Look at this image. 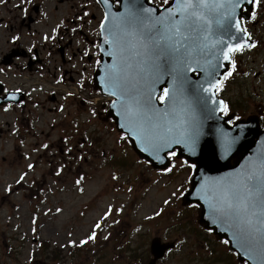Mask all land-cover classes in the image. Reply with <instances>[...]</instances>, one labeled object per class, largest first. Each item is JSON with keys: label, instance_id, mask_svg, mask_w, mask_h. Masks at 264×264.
Wrapping results in <instances>:
<instances>
[{"label": "rangeland", "instance_id": "rangeland-1", "mask_svg": "<svg viewBox=\"0 0 264 264\" xmlns=\"http://www.w3.org/2000/svg\"><path fill=\"white\" fill-rule=\"evenodd\" d=\"M155 2L164 4L167 0ZM55 16L60 17L61 13ZM251 28L263 45L247 59L249 63L242 65L249 75L244 73L239 80L241 84L249 80L243 87L255 89V70L262 71L259 79L264 81V0ZM40 84L46 87L48 82L27 84L24 88ZM238 85L231 88L235 101L240 96L245 99ZM262 88L259 86L262 94L248 107L253 113L263 110ZM47 96L40 92L39 106L31 104L23 111L12 110L14 106L5 111V104L0 105V264H148L155 237L168 244L183 242L158 264H192V255L203 252L209 257L207 250L213 253L207 243L211 235L194 229L195 225L198 229L195 219L201 212L181 202L192 178L186 164L177 163L170 173L154 169L134 153L128 139L118 138L116 128L115 132L113 125L99 116L103 100L96 96L94 101L98 104L90 107L77 108L74 98L62 99L61 104L67 105L56 115L47 109ZM85 108L87 112L82 113ZM77 118L90 122V128L84 129L91 133L88 154L83 153L79 160L82 152L75 148L69 154L68 140L64 139L71 133L65 127ZM14 122L18 123L17 128ZM96 139L102 143L100 146H96ZM42 144L49 146L47 150H40ZM24 152L37 163L33 171L26 170L29 161ZM21 173H27L18 187L21 192L13 189L6 194V184H17ZM167 197L169 207L162 205ZM159 206L164 213L145 221ZM93 235L95 238L90 239ZM215 236L219 254L225 259L220 264H247L233 260L228 244ZM189 237L204 243L196 244Z\"/></svg>", "mask_w": 264, "mask_h": 264}, {"label": "water", "instance_id": "water-1", "mask_svg": "<svg viewBox=\"0 0 264 264\" xmlns=\"http://www.w3.org/2000/svg\"><path fill=\"white\" fill-rule=\"evenodd\" d=\"M100 1L104 60L95 86L113 98L108 116L155 169H167V154L176 150L194 163L183 204H203L201 225L226 238L240 260L264 264V213L252 207L264 197L256 188L264 179V134L251 120L218 128L226 122L213 112L230 49L246 44L240 16L250 0H172L162 11L147 0H116L118 9L113 0ZM235 151L247 155L236 154L233 166ZM171 248L153 239L149 264Z\"/></svg>", "mask_w": 264, "mask_h": 264}, {"label": "flooded vegetation", "instance_id": "flooded-vegetation-1", "mask_svg": "<svg viewBox=\"0 0 264 264\" xmlns=\"http://www.w3.org/2000/svg\"><path fill=\"white\" fill-rule=\"evenodd\" d=\"M58 12L61 13L60 17L55 16ZM105 17L106 10L100 0H0V105L5 104V111L12 106V110L22 111L27 109V106L31 107V104L39 106L40 92L48 94L45 103L48 111L55 115L65 110L63 106L67 103L61 104L62 99L66 101L70 97L78 101L77 108L81 105L92 106L95 103L94 95H98L93 80L101 63L100 37ZM251 30H247L249 38L257 46L255 50L246 48L234 54L230 66L234 77L223 81L219 97L229 104L227 114L235 117L230 125L251 120L253 126L264 128V104L263 110L256 113L248 109L250 103L262 94L259 86L263 87L264 93V81L259 79L262 71L253 72V78L257 80L255 89L250 86L243 87L242 84L250 82L249 80L243 81L242 84L239 80L242 74L249 75V71H244L242 65L249 63L247 59L263 45L260 36ZM11 80L14 83H11ZM43 82H48L46 87L40 84L24 88L27 84ZM236 84H239L238 88L245 99L240 96L237 101L233 100L231 88ZM8 94H12V97ZM52 95L54 98H51ZM101 106L103 111L99 116L109 122L105 116L102 117V113L107 109L106 104ZM81 112L86 113L87 109ZM35 120L36 118H33V122ZM85 124H88V127ZM14 125L17 128L18 123L14 122ZM65 128H69L71 132L68 138H64L65 141L68 140L69 154L78 148L82 152L78 160L83 158V153L88 154L87 145L91 143V133L84 129L90 128V122L85 123L82 118H77ZM80 142L83 143L79 144ZM188 165L192 167L190 163ZM22 181L20 175L17 184H6V194H10L13 189H16L15 192H21L18 187ZM189 239L195 240L196 244L204 243L197 237ZM207 243L212 247L213 253L207 250L211 253L209 257H205L203 252L196 253L192 255L194 261L190 256L192 264H203L205 261L208 264L221 263L220 256L216 254L218 246L213 243L212 236L211 241Z\"/></svg>", "mask_w": 264, "mask_h": 264}, {"label": "snow or ice", "instance_id": "snow-or-ice-1", "mask_svg": "<svg viewBox=\"0 0 264 264\" xmlns=\"http://www.w3.org/2000/svg\"><path fill=\"white\" fill-rule=\"evenodd\" d=\"M190 2V0H189ZM257 2H259V0H257ZM178 31V30H177ZM242 50V46L241 47H237L235 49H230V51H240ZM228 59H230V57H228ZM229 75V73H226L225 76ZM222 103V101H221ZM31 167V166H30ZM171 170V169H169ZM257 191L258 192H264V179H261L258 184L256 185ZM253 208H257L259 207V209L261 210L262 213H264V197L259 198L257 201H255L252 204ZM237 211H240V209H237ZM242 211L247 212V208L245 207L244 209H242ZM261 223H264V220H260ZM95 236L93 235L92 237H90V239H94ZM82 243H87V241H83Z\"/></svg>", "mask_w": 264, "mask_h": 264}, {"label": "trees", "instance_id": "trees-1", "mask_svg": "<svg viewBox=\"0 0 264 264\" xmlns=\"http://www.w3.org/2000/svg\"><path fill=\"white\" fill-rule=\"evenodd\" d=\"M195 222L197 223V220L195 219ZM194 229L197 230V225L194 226ZM232 256V255H231ZM229 256V258L231 257Z\"/></svg>", "mask_w": 264, "mask_h": 264}, {"label": "bare ground", "instance_id": "bare-ground-1", "mask_svg": "<svg viewBox=\"0 0 264 264\" xmlns=\"http://www.w3.org/2000/svg\"><path fill=\"white\" fill-rule=\"evenodd\" d=\"M249 173H250L249 177L252 178V173L253 172L250 170Z\"/></svg>", "mask_w": 264, "mask_h": 264}]
</instances>
